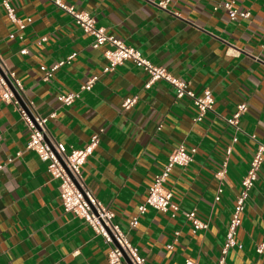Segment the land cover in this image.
Returning a JSON list of instances; mask_svg holds the SVG:
<instances>
[{
	"label": "crops",
	"instance_id": "obj_1",
	"mask_svg": "<svg viewBox=\"0 0 264 264\" xmlns=\"http://www.w3.org/2000/svg\"><path fill=\"white\" fill-rule=\"evenodd\" d=\"M62 1L89 12L107 33L185 80L195 94L211 89L213 111L196 122L197 108L187 96L177 98L164 80L145 88L148 74L131 61L103 73L107 45L93 48V38L53 0H10L18 17L32 19L20 31L23 37L13 39L8 34L16 28L0 0V54L36 111L46 117L55 112L47 126L57 141L81 148L99 133L82 167L84 183L114 213L146 264H185L186 259L217 264L241 180L256 146L264 145V0H234L235 7L250 11L249 18L235 20L220 6L225 0H169L166 8L156 6L160 0ZM73 53L49 80L41 78L42 66ZM93 75L98 76L94 87L79 91ZM71 91L79 97L60 104L57 95ZM132 96L136 102L124 108V99ZM241 102L247 110L237 131L225 118ZM27 140L18 112L0 102V264H107V244L64 210L58 179L26 149ZM181 143L195 150L193 159L173 167L165 182L179 210L148 207L130 227L154 175ZM228 150L220 179L216 174ZM191 209L208 223L206 229L191 232L185 217ZM263 240L264 155L237 230L241 247L228 250L226 264H264V250H255Z\"/></svg>",
	"mask_w": 264,
	"mask_h": 264
},
{
	"label": "built area",
	"instance_id": "obj_2",
	"mask_svg": "<svg viewBox=\"0 0 264 264\" xmlns=\"http://www.w3.org/2000/svg\"><path fill=\"white\" fill-rule=\"evenodd\" d=\"M168 2L169 0H160L155 4L160 8H166ZM53 3L60 10L70 15L82 31L93 38V48L107 45L103 51L107 62L103 67V73L114 70L126 61H131L148 74V80L144 84L145 88H149L157 80H164L174 87L177 98L187 96L197 108V115L194 117V121H201L206 113L213 111L215 101L211 89L205 88L201 94H195L188 88L185 80L173 76L166 68L154 64L151 60L144 57L137 48L126 44L121 38L107 33L104 27L97 25L95 17L89 12L78 10L75 6L62 0H53ZM2 5L16 28L15 31L8 34V37L10 39L15 36L22 38L20 31H23L32 19L28 17L22 20L18 17L10 0H2ZM220 6L226 10L231 20L247 19L250 16L249 10H240L235 7L234 0H225ZM20 53L26 54L27 48H22ZM75 55L73 53L49 67L42 66L41 78L44 81L49 80L59 67L70 63ZM97 79V75L89 77L80 85L79 91H90L96 84ZM79 91L60 93L57 95V100L62 105H70L79 97ZM136 100V96L127 97L122 105L124 108H128ZM0 102L13 105L28 132L26 149L34 151L41 161L46 162L47 170L52 178L58 179L59 195L64 210L72 212L75 216L83 219L94 230L95 234L101 236L107 244V264H146L145 257L140 254L136 246L131 244L126 233L114 222V213L105 207L84 183L81 172L82 167L98 145L99 133L92 134L89 142L81 148H67L63 142L57 141L50 134L47 126L48 119L54 117L55 112L46 117L36 111L32 100L25 96L23 86L15 71L7 66L1 54ZM246 110V102L237 104L236 110L230 117L225 118V122L237 131L240 130L239 121ZM251 137H254V135ZM236 140L237 137L234 136L233 141ZM194 151V149L186 148L182 143L173 149L161 171L154 175L144 202L138 206L137 213L129 221L130 227L134 228L137 226L140 215L144 214L148 207L161 212L170 210L174 213L179 210V204L173 200V194L165 187V182L173 167H185L192 161ZM228 154L229 150L223 159L222 169L216 174L220 179L224 176ZM263 155L264 145L258 144L253 152L249 167L241 180V189L235 197L217 264H226V255L230 248L234 246L241 247V244L236 241V234L241 224L245 201L254 186L258 170L263 162ZM221 192L222 187L220 186L214 197L216 201L219 200ZM185 217L191 225L192 233L208 227V223L197 216L195 209L186 211ZM174 241H177L176 235ZM167 247L172 248L173 244L170 243ZM255 250L259 254L263 252L264 240L256 246ZM185 264L196 263L186 259Z\"/></svg>",
	"mask_w": 264,
	"mask_h": 264
}]
</instances>
